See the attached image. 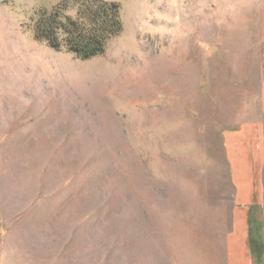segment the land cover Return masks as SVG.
Segmentation results:
<instances>
[{
	"label": "rangeland",
	"instance_id": "rangeland-1",
	"mask_svg": "<svg viewBox=\"0 0 264 264\" xmlns=\"http://www.w3.org/2000/svg\"><path fill=\"white\" fill-rule=\"evenodd\" d=\"M60 1L0 0V264H231L264 0H108L123 29L87 59L33 36Z\"/></svg>",
	"mask_w": 264,
	"mask_h": 264
},
{
	"label": "trees",
	"instance_id": "trees-1",
	"mask_svg": "<svg viewBox=\"0 0 264 264\" xmlns=\"http://www.w3.org/2000/svg\"><path fill=\"white\" fill-rule=\"evenodd\" d=\"M122 29L120 5L108 0H61L50 9L39 8L33 21L36 40L83 59L102 54Z\"/></svg>",
	"mask_w": 264,
	"mask_h": 264
},
{
	"label": "crops",
	"instance_id": "crops-1",
	"mask_svg": "<svg viewBox=\"0 0 264 264\" xmlns=\"http://www.w3.org/2000/svg\"><path fill=\"white\" fill-rule=\"evenodd\" d=\"M233 138V143L237 146L231 151L234 154L232 157L237 158L240 163L243 160L244 162L240 171H237V177L232 179L238 207L228 236L232 248L229 252L231 264H254L250 251V239L253 236L259 243L258 248L263 251L261 258L262 262L264 261V227L259 228L255 220L260 207L264 206V132L260 129L254 130L252 127H243L233 134Z\"/></svg>",
	"mask_w": 264,
	"mask_h": 264
}]
</instances>
